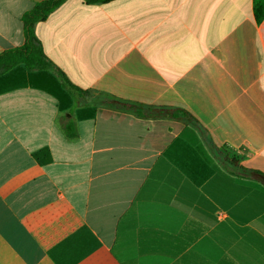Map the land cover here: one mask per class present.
Masks as SVG:
<instances>
[{
    "label": "crops",
    "instance_id": "obj_1",
    "mask_svg": "<svg viewBox=\"0 0 264 264\" xmlns=\"http://www.w3.org/2000/svg\"><path fill=\"white\" fill-rule=\"evenodd\" d=\"M42 1L0 0V53L24 44ZM254 5L65 0L35 25L52 72L83 94L61 111L42 89L0 93V264H264Z\"/></svg>",
    "mask_w": 264,
    "mask_h": 264
},
{
    "label": "trees",
    "instance_id": "obj_2",
    "mask_svg": "<svg viewBox=\"0 0 264 264\" xmlns=\"http://www.w3.org/2000/svg\"><path fill=\"white\" fill-rule=\"evenodd\" d=\"M65 0H45L37 3L34 8L24 13L23 28L25 42L22 46L5 50L0 53V93L22 86L42 89L55 96L61 111L72 106V95L83 91L68 81L65 75L58 71L54 74V66L44 53L41 42L35 34V25L44 21L51 12ZM89 3L107 2L109 0H86ZM255 18L260 23L264 18V0H255ZM121 103L122 106L132 109L136 114L145 117H171L195 124V119L186 111L167 107H145L131 103ZM83 111L79 113L80 117ZM65 132L68 137L77 136L74 122H67ZM39 157V154H37Z\"/></svg>",
    "mask_w": 264,
    "mask_h": 264
}]
</instances>
